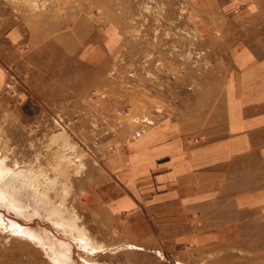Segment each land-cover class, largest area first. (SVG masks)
I'll return each instance as SVG.
<instances>
[{
	"label": "rangeland",
	"instance_id": "374dc122",
	"mask_svg": "<svg viewBox=\"0 0 264 264\" xmlns=\"http://www.w3.org/2000/svg\"><path fill=\"white\" fill-rule=\"evenodd\" d=\"M242 38L264 51V0H0V264H129L100 160L220 103Z\"/></svg>",
	"mask_w": 264,
	"mask_h": 264
},
{
	"label": "crops",
	"instance_id": "0c3cea01",
	"mask_svg": "<svg viewBox=\"0 0 264 264\" xmlns=\"http://www.w3.org/2000/svg\"><path fill=\"white\" fill-rule=\"evenodd\" d=\"M228 62L220 103L166 117L100 160L96 198L126 232L129 264H264V51L242 38ZM6 81L0 65V93ZM37 96L32 114L53 92Z\"/></svg>",
	"mask_w": 264,
	"mask_h": 264
},
{
	"label": "bare ground",
	"instance_id": "6f19581e",
	"mask_svg": "<svg viewBox=\"0 0 264 264\" xmlns=\"http://www.w3.org/2000/svg\"><path fill=\"white\" fill-rule=\"evenodd\" d=\"M54 19V18H53ZM57 21V20H56ZM60 22V23H59ZM56 23H58L59 24V26L61 27V30L63 31L62 33L64 34L66 31H64V29H62V24L64 23V20L62 19V20H60V21H57V22H55V24ZM50 24V23H49ZM54 24V23H53ZM79 28V27H78ZM67 30V29H66ZM252 76V75H251ZM208 147V146H207ZM220 159V158H219ZM49 249H50V247H49Z\"/></svg>",
	"mask_w": 264,
	"mask_h": 264
}]
</instances>
